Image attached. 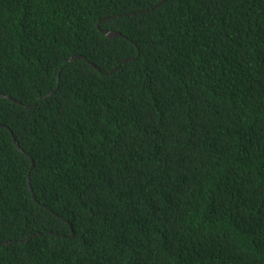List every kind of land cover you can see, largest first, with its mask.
Returning a JSON list of instances; mask_svg holds the SVG:
<instances>
[{"label":"trees","instance_id":"trees-1","mask_svg":"<svg viewBox=\"0 0 264 264\" xmlns=\"http://www.w3.org/2000/svg\"><path fill=\"white\" fill-rule=\"evenodd\" d=\"M161 1L0 0V264H264V0Z\"/></svg>","mask_w":264,"mask_h":264},{"label":"water","instance_id":"water-1","mask_svg":"<svg viewBox=\"0 0 264 264\" xmlns=\"http://www.w3.org/2000/svg\"><path fill=\"white\" fill-rule=\"evenodd\" d=\"M163 1H164V0H162L161 2H163ZM125 16H127V15H125ZM114 18H115V16H112V17H109V18L104 19L103 21H105V20H109V19H114ZM101 22H102V21H100V22L98 23V29L102 32V34H104V35L107 36L108 38H110V39H114V38H123V37H124L120 32L106 31V30H102V29H100L99 25H100ZM81 58H82V59H86V58H84V57H82V56H75V57L70 58V61H72V60H76V59H81ZM125 61H126V60H125ZM127 61H128V60H127ZM90 64L94 67V65H93L92 63H90ZM56 89H57V88H56ZM56 89H55L54 91H52L51 93H49L48 95L44 96L41 100L46 99L47 97L53 95V93H55ZM0 97H1V98H8V99L12 100L13 102L18 103L16 100L12 99L11 97L5 96V95H3V94H0ZM0 127H1V126H0ZM15 144H16L17 148H18L20 151H22V150L20 149L19 144H18V142H17L16 140H15ZM32 164H33V162H32ZM32 166H33V165H32ZM31 191H33V190L31 189ZM33 197H34V195H33ZM55 215H56V214H55ZM8 243H10V242H5V243H2V244H8Z\"/></svg>","mask_w":264,"mask_h":264}]
</instances>
